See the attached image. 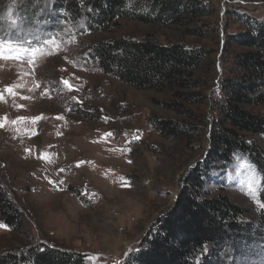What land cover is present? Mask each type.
<instances>
[{
	"label": "rangeland",
	"instance_id": "obj_1",
	"mask_svg": "<svg viewBox=\"0 0 264 264\" xmlns=\"http://www.w3.org/2000/svg\"><path fill=\"white\" fill-rule=\"evenodd\" d=\"M24 1L16 0L9 18L0 0V40L28 50L20 59H0V187L20 218L13 227L0 217V257L42 246L81 254L86 264H126L207 156L223 81L237 75L240 48L227 41L246 30L234 14L262 20L264 0H201L210 5L208 16L163 25L130 14L93 33L82 32L84 19L48 22L52 0H27L40 6L28 11ZM112 39L202 47L208 54L194 78L185 76L191 88L140 90L92 60L91 48ZM32 49H40L34 59ZM249 110L264 115V105ZM160 120L180 130L162 133L153 124ZM232 160L212 171L217 175L202 192L228 197L247 223L258 224L264 173L245 157ZM206 248L209 264H259L249 251L226 258L229 246L215 256Z\"/></svg>",
	"mask_w": 264,
	"mask_h": 264
},
{
	"label": "trees",
	"instance_id": "obj_2",
	"mask_svg": "<svg viewBox=\"0 0 264 264\" xmlns=\"http://www.w3.org/2000/svg\"><path fill=\"white\" fill-rule=\"evenodd\" d=\"M25 1L22 5L24 11L40 7L37 2L26 4ZM202 2L52 0L51 13L48 14L52 18L48 22H57L60 18L79 23L84 19L82 32L93 33L108 31L117 20L131 14L145 22L170 25L179 23L187 15L208 16L210 5L205 3L203 6ZM135 5L147 8L149 12L139 16L132 14ZM40 9L46 12L48 7ZM234 17L245 24L246 30L227 41L240 48L235 58L237 75L223 81L222 100L217 107L219 116L210 132L208 154L198 167L188 173L174 208L159 219L142 240L139 251L131 254L126 264H209L207 259L211 256L202 254L205 245L210 246V254H224L225 247L229 246L226 258L249 251L259 264H264V215L258 224L247 223L244 211L228 197L207 198L202 192L217 175L212 171L227 169L234 157H245L264 173L261 146L264 143V115L249 110L264 105V19L256 20L238 13ZM198 33L203 34L201 31ZM207 54L202 47L166 46L149 39H112L97 42L91 48L90 56L92 60H98L105 73L125 83L140 90L162 91L173 84L182 89L191 88L192 83L186 77L194 78ZM171 106L179 110V106ZM155 123L158 130L168 132L167 135L180 130V126L165 120ZM261 199L264 201V190ZM0 217L13 227L20 220L1 187ZM0 264H86V261L78 253L39 246L28 250L23 257H0Z\"/></svg>",
	"mask_w": 264,
	"mask_h": 264
},
{
	"label": "snow or ice",
	"instance_id": "obj_3",
	"mask_svg": "<svg viewBox=\"0 0 264 264\" xmlns=\"http://www.w3.org/2000/svg\"><path fill=\"white\" fill-rule=\"evenodd\" d=\"M48 43L50 44H53L55 45V41L54 40H50L48 41ZM28 50L26 49H23V48H20V47H14L12 44L8 43V44H5L2 40H0V59H20L21 58V55L25 52H27ZM40 51V49H32L30 51V55L33 57V59L36 57V55L38 54V52ZM15 53V55H8V56H4L3 53ZM63 84L69 88V89H72L73 86L72 84L65 80L63 81ZM38 87V85H37ZM6 91L8 92L9 95H15V90L11 87L7 88ZM23 98H27V97H23ZM4 97L2 94H0V100H3ZM57 119H63V117H60L58 116ZM18 121H14L13 123H17ZM36 121L34 120L33 123H35ZM4 125L3 124H0V127H3ZM261 186L264 187V180L261 181ZM260 189H255V191H259ZM260 207L262 209H264V201H261L260 202ZM207 252V248H206V245L204 246V251L202 254H206Z\"/></svg>",
	"mask_w": 264,
	"mask_h": 264
},
{
	"label": "clouds",
	"instance_id": "obj_4",
	"mask_svg": "<svg viewBox=\"0 0 264 264\" xmlns=\"http://www.w3.org/2000/svg\"><path fill=\"white\" fill-rule=\"evenodd\" d=\"M5 3L7 5L6 16L10 18L12 16L13 10L16 7V0H5Z\"/></svg>",
	"mask_w": 264,
	"mask_h": 264
}]
</instances>
